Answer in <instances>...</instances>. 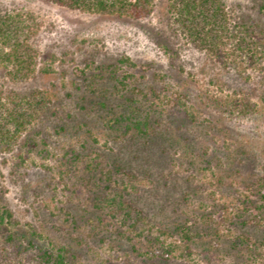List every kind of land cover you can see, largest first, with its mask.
Wrapping results in <instances>:
<instances>
[{
	"label": "rangeland",
	"instance_id": "374dc122",
	"mask_svg": "<svg viewBox=\"0 0 264 264\" xmlns=\"http://www.w3.org/2000/svg\"><path fill=\"white\" fill-rule=\"evenodd\" d=\"M168 1L134 20L0 0L35 70L0 66V264H264V0H220L217 54Z\"/></svg>",
	"mask_w": 264,
	"mask_h": 264
},
{
	"label": "trees",
	"instance_id": "16d2710c",
	"mask_svg": "<svg viewBox=\"0 0 264 264\" xmlns=\"http://www.w3.org/2000/svg\"><path fill=\"white\" fill-rule=\"evenodd\" d=\"M53 4L71 10L89 14H104L115 17H126L134 20L149 18L155 6V0H47ZM168 10L175 29L199 50L219 53L230 40V24L225 5L220 0H169ZM5 15L0 16V66L10 69L13 77L29 78L35 71L31 48H29L28 34L30 29L24 30V21L16 20ZM26 31V32H24ZM120 63L134 66L129 58H123ZM184 107V105L182 104ZM188 111V110H186ZM191 117L192 114L187 112ZM140 120L131 122L129 130L144 133ZM12 214L2 209L0 223L10 221ZM171 244L170 253L179 246ZM189 250V246H184ZM56 264H65L58 258Z\"/></svg>",
	"mask_w": 264,
	"mask_h": 264
}]
</instances>
